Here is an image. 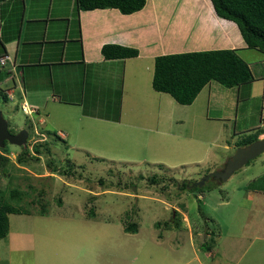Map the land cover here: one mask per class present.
<instances>
[{
    "label": "rangeland",
    "instance_id": "1",
    "mask_svg": "<svg viewBox=\"0 0 264 264\" xmlns=\"http://www.w3.org/2000/svg\"><path fill=\"white\" fill-rule=\"evenodd\" d=\"M63 1L69 9V2ZM102 62L103 58L93 65V73L115 80L109 87L106 78L104 85L86 93L82 109L95 117L119 114V123L83 118L80 106L51 102L47 105L49 116L41 113L45 121L39 122L36 114L27 116L21 111L26 98L19 82L15 91L22 94L15 95V101L9 94L10 101L5 103L0 97V111L9 132L23 129L28 133L23 147L7 144L11 177H0V188L27 193L22 197L28 203L43 192L39 201L28 206L33 215L8 216L9 232L0 240V264H199L209 261L201 243L213 248L217 259L222 258L218 264H264V199L258 202L247 196L248 184L264 174V153L226 182L208 180L202 193L188 190V184L181 188L183 181L194 185L221 170L240 148L233 144L249 141V134L238 132L258 124L260 100L241 103L236 118L230 99L217 97L212 89L203 91L191 105L182 106L152 90L149 64L142 65L138 86L140 76L134 78L138 62L126 61L124 72L122 64L109 67ZM2 71L0 76L5 77ZM124 76L121 105L119 98L117 103L108 93L122 91ZM47 81L41 79L36 84L59 96L61 85ZM219 101L222 104H216ZM206 108L211 118L223 115L230 120H206ZM54 133L61 140H54ZM43 143H47L44 147L49 154L41 146L40 155H34L33 145ZM22 148L38 160L17 163ZM51 160L59 170L66 168V161L72 162L74 176L51 173L47 167ZM139 175L145 179L154 176L159 183L148 185L146 180H137ZM42 207L47 213L37 215ZM174 212L177 228L171 220ZM126 223H135L136 232L125 233ZM207 232H214L213 240H208ZM191 246L198 248L196 254Z\"/></svg>",
    "mask_w": 264,
    "mask_h": 264
},
{
    "label": "crops",
    "instance_id": "2",
    "mask_svg": "<svg viewBox=\"0 0 264 264\" xmlns=\"http://www.w3.org/2000/svg\"><path fill=\"white\" fill-rule=\"evenodd\" d=\"M63 2V0H6L0 3V58L6 55L13 62V70H10L9 64L3 68L2 72H9L10 75L8 73L5 77L0 76V87H5L3 90L6 91V95H12L11 101H15L14 96H20L24 91L22 96H25L26 100L23 98L22 104H25L32 114L39 116V122L45 121L41 113L45 112L46 118L49 116L47 106L49 102L52 105L63 103V106H80V116L83 118L114 122L101 116L84 115L81 100H84L86 93L90 94V90L95 89V86L104 85L107 78L102 73L95 75L92 70L94 64L101 63V47L106 44H118L137 49L138 57L111 62L103 59L102 65L111 67L113 64H122L124 72L126 61L135 60L138 66L134 69L136 72L134 78L140 76L139 81L136 79L138 86L142 81L144 63L150 65L151 86L154 57L157 55L219 48L237 50V55L247 63L254 80L247 86L231 89L212 85L214 82H210L198 96L206 89L208 91L212 89L217 97L230 99L236 111L235 118L241 103L259 99L260 106L256 115L258 124L250 130L263 126L261 118L264 109V54L246 49L235 25L219 19L208 0H146L144 8L131 15H122L113 9L78 11L76 0H67L69 9L66 10ZM68 75L71 78H66ZM41 79L48 80V84L55 81L56 85H61V89L58 90L61 92L59 96L51 94L49 90L39 89L36 82ZM107 79L111 87L115 78ZM17 82L18 88H22V93L19 89L15 91ZM27 82L30 88L26 93ZM124 87L125 76L120 91L121 105ZM103 92L102 95L105 96ZM109 94L116 100V92H110L108 96ZM65 96L67 98H63ZM76 96L78 98L75 100ZM216 104L222 103L219 101ZM203 115L206 120H230L223 115L211 118L207 108ZM119 121L120 116L115 123ZM59 135L62 136L61 133ZM261 136L264 134L259 137ZM259 137L258 139H261ZM247 192L248 197L257 198L258 202L264 199V193ZM191 248L194 254L198 252L196 246ZM212 249L205 255L209 261L199 264H218V260L222 261L221 257L217 259Z\"/></svg>",
    "mask_w": 264,
    "mask_h": 264
},
{
    "label": "trees",
    "instance_id": "3",
    "mask_svg": "<svg viewBox=\"0 0 264 264\" xmlns=\"http://www.w3.org/2000/svg\"><path fill=\"white\" fill-rule=\"evenodd\" d=\"M5 1L6 0H0V3ZM208 1L219 19L235 25L243 41V46L246 49L257 50L264 54V0ZM145 4L146 0H76L78 11L113 9L117 10L122 15H131L139 12L144 8ZM1 48L4 50L2 43ZM236 51L237 50L231 48H219L157 55L154 57L151 88L154 92L168 95L179 105L189 106L194 102L201 90L210 82H214L226 89L247 86L254 78L247 63L237 55ZM100 54L104 60H126L138 57L139 52L137 49L131 47L118 44H106L101 47ZM0 70L3 69L0 68ZM8 73L4 75L7 76ZM8 75H10V73ZM115 96L116 102L118 98L120 101V91L117 92ZM0 97L4 103L8 101V94L6 95V91L1 87ZM83 104L84 100L82 99V107ZM83 114L86 116L90 115L84 110ZM102 118L118 122L119 114L113 118ZM261 122L263 124L262 127L247 132V134L250 135L249 141L242 145L234 143L233 146L242 147L243 145H248L256 141L261 134H264V109ZM48 135L51 136L49 132H46V136ZM234 136H237V134ZM56 139L61 140V137L54 133V140ZM45 145H47V143H43V145H33V154L36 156L40 155L41 146L44 148V151L49 154V149L44 147ZM6 148L7 143H5L3 148H0V177L9 179L11 176L8 171L9 158L5 155L7 152ZM31 159L38 160L37 157H30L29 152L25 148H22L21 153L16 157V162L23 164ZM47 167L52 171L51 173H55L59 176H74L73 170L75 166L70 161H66L65 169L59 170L52 166V160L47 162ZM137 180H146L148 185L159 183L154 176L145 179L143 176L139 175ZM101 184L103 183L101 182ZM186 184H188V190L200 191L198 193L204 192V187L199 189V187L194 186L190 181H183L181 188L185 189ZM29 188L31 192H35L33 188ZM124 188L128 187L125 186ZM207 190H211V187ZM247 191L264 193V174L251 181L248 184ZM42 195L43 192L40 190V192H38V197L28 203L24 202L22 197L27 196V193H22L17 188H9L6 191L0 188V240L5 239L8 235V216L33 215V212L28 209V206L35 201H39ZM58 204H60V201H58ZM37 212V215L42 216L47 213L43 207ZM89 217H93L92 212ZM176 217L177 213L174 212L171 220L176 221L175 227L177 228L179 224ZM157 225L159 226V223ZM164 226L168 229L170 224L166 222ZM136 228L137 225L135 223H126L123 231L133 234L136 232ZM206 234L209 235L208 240H213L214 232H207ZM200 247L202 249L205 247L203 251H209L211 249V247L205 246L204 243H202Z\"/></svg>",
    "mask_w": 264,
    "mask_h": 264
},
{
    "label": "water",
    "instance_id": "4",
    "mask_svg": "<svg viewBox=\"0 0 264 264\" xmlns=\"http://www.w3.org/2000/svg\"><path fill=\"white\" fill-rule=\"evenodd\" d=\"M27 139L28 133L26 130H19L15 134L9 132L8 124L0 111V148H3L5 143L16 147H23ZM262 153H264V138L257 139L244 147L238 148L235 153L226 160L221 170L207 174L199 182L195 183L194 186L201 188L204 183L210 179L221 183L226 182L237 170Z\"/></svg>",
    "mask_w": 264,
    "mask_h": 264
},
{
    "label": "built area",
    "instance_id": "5",
    "mask_svg": "<svg viewBox=\"0 0 264 264\" xmlns=\"http://www.w3.org/2000/svg\"><path fill=\"white\" fill-rule=\"evenodd\" d=\"M10 65L9 67H10V70H13V62H12V59H10V57H8V56H4V57H1L0 58V68H5L6 67V65ZM21 110H22V112L24 113V114H26V115H30L31 113H32V111L28 108V107H26V105L25 104H22L21 105Z\"/></svg>",
    "mask_w": 264,
    "mask_h": 264
}]
</instances>
